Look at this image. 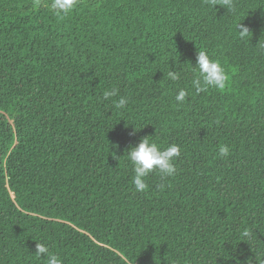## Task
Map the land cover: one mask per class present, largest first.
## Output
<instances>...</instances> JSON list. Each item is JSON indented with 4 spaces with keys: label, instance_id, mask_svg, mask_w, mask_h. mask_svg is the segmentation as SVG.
Masks as SVG:
<instances>
[{
    "label": "trees",
    "instance_id": "16d2710c",
    "mask_svg": "<svg viewBox=\"0 0 264 264\" xmlns=\"http://www.w3.org/2000/svg\"><path fill=\"white\" fill-rule=\"evenodd\" d=\"M53 3L0 0V264H47L37 242L63 264H264V0ZM198 49L223 91L192 87ZM150 135L181 154L138 192L126 150Z\"/></svg>",
    "mask_w": 264,
    "mask_h": 264
},
{
    "label": "clouds",
    "instance_id": "9594fccd",
    "mask_svg": "<svg viewBox=\"0 0 264 264\" xmlns=\"http://www.w3.org/2000/svg\"><path fill=\"white\" fill-rule=\"evenodd\" d=\"M224 4L229 10L235 12L233 0H224ZM52 7L58 12L68 14L76 7V0H54ZM236 27L241 40L247 39L251 34L249 29L241 22ZM193 69L196 72V76L192 80V87L195 88L197 93L206 91L209 88L220 91L226 88L229 76L224 66L219 60L212 59L205 50L198 49L196 66ZM167 75L172 81L180 79L178 71L169 70ZM117 95L118 90L116 88H112L110 91L106 90L103 93L105 100ZM188 95L189 93L185 89H180L175 96V100L177 103L183 104ZM114 104L116 108L123 109L128 104V100L125 97H121L117 101H114ZM139 131L134 127V132ZM150 137L151 135L142 137L137 145H130L126 150L129 161L133 166V184L138 192H143L148 188L146 178L153 172H158L162 178L174 176L177 172L174 162L181 154L177 144L173 143L166 148H162L151 140ZM218 154L220 157H227L230 154L228 146H221ZM116 158L118 159L119 157ZM245 235L247 236L248 233L246 232ZM34 254L38 257H46L47 264H63L58 256L49 253L48 247L43 243H36Z\"/></svg>",
    "mask_w": 264,
    "mask_h": 264
}]
</instances>
